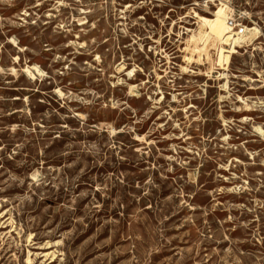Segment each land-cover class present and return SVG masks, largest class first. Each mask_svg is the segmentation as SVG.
<instances>
[{
    "label": "rangeland",
    "instance_id": "obj_1",
    "mask_svg": "<svg viewBox=\"0 0 264 264\" xmlns=\"http://www.w3.org/2000/svg\"><path fill=\"white\" fill-rule=\"evenodd\" d=\"M0 264H264V0H0Z\"/></svg>",
    "mask_w": 264,
    "mask_h": 264
},
{
    "label": "bare ground",
    "instance_id": "obj_2",
    "mask_svg": "<svg viewBox=\"0 0 264 264\" xmlns=\"http://www.w3.org/2000/svg\"><path fill=\"white\" fill-rule=\"evenodd\" d=\"M222 11L223 10H219L217 13H214L213 19L200 18L202 23H203V26L205 27V29L208 30L207 34L212 36L214 39H216V41L218 40L220 42L221 46L218 47L219 65L223 64L224 62L227 64L228 59L230 57V54H233L234 52H236L235 51L236 44H238L239 42L242 41V40H240L239 37L234 39L233 38L234 35L230 34L229 29L226 27L225 17L223 15ZM248 31L251 34L250 35L251 37L255 36L254 30L248 29ZM248 38H250V37H248ZM245 42H246V40H245ZM222 45H229V47H228L229 50H226Z\"/></svg>",
    "mask_w": 264,
    "mask_h": 264
},
{
    "label": "built area",
    "instance_id": "obj_3",
    "mask_svg": "<svg viewBox=\"0 0 264 264\" xmlns=\"http://www.w3.org/2000/svg\"><path fill=\"white\" fill-rule=\"evenodd\" d=\"M227 28L230 32L233 33V35L237 37H241L244 34V29L241 28L234 20H230L227 22Z\"/></svg>",
    "mask_w": 264,
    "mask_h": 264
}]
</instances>
